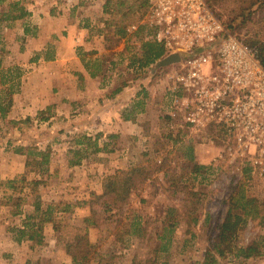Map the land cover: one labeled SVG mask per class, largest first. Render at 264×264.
I'll list each match as a JSON object with an SVG mask.
<instances>
[{
  "label": "crops",
  "instance_id": "obj_1",
  "mask_svg": "<svg viewBox=\"0 0 264 264\" xmlns=\"http://www.w3.org/2000/svg\"><path fill=\"white\" fill-rule=\"evenodd\" d=\"M73 3L68 11L64 7L63 15L55 17L42 14L38 3L30 2L29 17L0 23V96L12 85L15 90L10 112L5 118L0 115V264H74L69 233L58 238L53 225L56 218L70 221L74 234L87 230L90 244L99 252L109 247L127 257L125 252L140 238L130 233L127 244L122 245L123 240H118L107 225L94 222L93 210L103 212L95 196L103 195L106 182L117 171H128L150 158H159L162 147H169L171 141L161 111L150 114L149 109L159 103L155 96L150 94L144 112L134 111L139 97L128 93L130 86L111 96L117 82L108 76L109 68L96 76L86 69L78 50L96 51L93 60L104 55L103 34L90 38L93 23L103 14L104 1L87 0L83 7L81 2ZM42 114L46 119L38 122ZM25 121L34 122L37 129L23 128ZM81 134L93 140L98 134L113 135L116 142L100 137L99 147L107 144L115 149L93 154V147H77L76 139ZM26 148L50 150L44 173H28L27 155L22 151ZM76 149L88 155L75 157ZM222 149L216 143L207 147L191 145L183 152L181 162L187 168L198 165L204 169L214 164ZM72 161L80 163L72 165ZM151 182L148 179L147 186ZM132 198L141 209L144 202L150 203L152 195L146 192L133 194ZM44 217L52 220L42 225L41 243L36 242L37 236L20 238V232L28 230L29 218L39 224ZM199 217L192 214L189 221L194 229L191 239L205 231L208 218L201 221ZM87 218H92L94 224L88 226ZM185 235L187 232L181 238L174 234L172 246L177 247L178 238L187 239ZM203 260L204 255L195 262Z\"/></svg>",
  "mask_w": 264,
  "mask_h": 264
},
{
  "label": "rangeland",
  "instance_id": "obj_2",
  "mask_svg": "<svg viewBox=\"0 0 264 264\" xmlns=\"http://www.w3.org/2000/svg\"><path fill=\"white\" fill-rule=\"evenodd\" d=\"M86 1L87 0H23V3L27 6L30 2H36L38 6L41 7L43 11L42 14L46 16L51 14L52 16L59 17V14L63 15L64 7L68 11L69 6H73V2H81L79 4L83 7ZM103 1L105 5L106 0ZM131 4L132 3H130V5ZM214 5L216 9L215 12L225 23H230V21L236 19V17L241 14V8L243 6L235 0H216ZM146 10L147 8L144 12L142 11L139 13L137 17L126 20V31L127 26L131 24H140ZM4 11H7V4L0 6V13ZM138 16H141L139 20H137ZM111 22L112 17L104 13L103 6L102 16L97 17L95 23H93L91 27L92 36H90V38L98 36V34H103L104 36V54L108 55L107 60L103 62L104 70H107V68L111 69L108 70V76H110L111 80L117 82V87L127 82L131 87L128 92L130 95L141 90L143 84V88H146L149 94L157 98L154 99L157 100V103L159 100V103L151 107L149 111L151 115H155L156 111L160 114L161 111L167 134L169 135L171 133L172 139L168 142L169 147H165V145L162 147L163 152L160 153L159 158L155 156L141 163L140 167L145 171L146 180L134 194L140 196L142 193L144 194L147 192L148 195H152L149 201L150 203L146 204V202H144L145 205L140 209L134 205V198L131 197L130 203L123 208L121 215H119L117 223L107 220L104 222L101 221L102 224L107 225L106 227L109 231L116 236L123 229H129V224L132 222L134 212H136L141 215L145 221V228H143L145 233L143 237H139L140 242L136 244L134 248L125 252L127 257L123 255L124 252H122V255H118L117 252H112L111 249L109 250V247L105 252H99L94 247L95 251L97 252L98 258H107V260H110L109 258L113 257L110 260L112 264H150L155 259L161 263L167 261L170 264H194L196 259L205 255L210 248L209 236L215 237L218 235V227L227 213L230 197L241 190L245 193L252 192V194L256 196L264 197V176H261L259 171L255 172L254 169L244 164L241 159L230 161V158L226 156L224 152L215 157L213 160L214 164L205 167V171L200 173V175L194 174L190 167L187 168V166L181 162L183 152H187L189 146L198 144L207 147V145L211 144L210 141L214 140L217 145L223 147L224 144L222 141L224 137L215 129H210L200 135L180 131L178 129L175 131L171 130L167 109L169 107L167 89L169 85L168 77L172 74L175 65L166 68L157 67L151 74L139 76L134 68H128L130 62L126 58L130 56V53L126 51L123 56H120V53L123 52L124 49L139 52L145 32L143 30L138 31L135 33L137 34L135 38H132L134 34L130 35L128 33L126 38L116 37L114 27L110 26ZM257 33H261V36H264V23L259 22L258 16L255 17L253 21H247L244 27H237L233 35L238 39L246 40L256 37ZM121 59H124V61L122 62ZM110 62H114L115 66L111 68V65H109ZM117 62L118 64H116ZM116 69H119V72H116ZM42 120L41 117H38V122ZM21 126L27 129H37L34 127V122L32 121H25ZM82 135L86 134L79 135L78 139ZM116 141L117 138L115 137L110 142L114 143ZM162 142L164 143V140ZM112 148L115 149V146L109 149ZM221 155H223V159H220V162L216 163L215 160ZM148 179H152L149 186H147ZM206 213L208 214L207 217H205ZM192 214L194 216H200L199 219L201 221L208 218L205 231L197 232L194 239H191V233H194V229L191 223H189ZM127 216H129L128 219L125 218ZM168 216H173V221L176 223L175 231L172 234L166 231L164 232L162 224ZM68 222L71 226L70 221ZM186 232L187 235L185 236L188 238L180 240L181 236ZM176 233L180 237L178 241H176L177 247L171 244L174 239V234ZM158 234H165L167 239L163 241L161 238L156 239L155 235ZM127 236L128 234L123 236L124 242H122V245L127 244ZM260 236H264V228L257 224L249 223L245 230L240 233L239 241L242 245H245ZM186 240H188V242H186ZM158 244H166L167 252H159ZM223 264L234 263L231 259H227L223 261ZM236 264H264V255L244 262L239 261Z\"/></svg>",
  "mask_w": 264,
  "mask_h": 264
},
{
  "label": "built area",
  "instance_id": "obj_3",
  "mask_svg": "<svg viewBox=\"0 0 264 264\" xmlns=\"http://www.w3.org/2000/svg\"><path fill=\"white\" fill-rule=\"evenodd\" d=\"M141 30L143 41L161 45L165 57L181 58L168 77L171 130L200 135L215 129L230 161L241 159L264 176V66L258 49L230 33L206 0H149L140 24L127 26L130 35Z\"/></svg>",
  "mask_w": 264,
  "mask_h": 264
},
{
  "label": "trees",
  "instance_id": "obj_4",
  "mask_svg": "<svg viewBox=\"0 0 264 264\" xmlns=\"http://www.w3.org/2000/svg\"><path fill=\"white\" fill-rule=\"evenodd\" d=\"M149 0H106L104 5V13L112 17V22L110 26L114 27V33L116 37L126 38L127 31L125 29V22L130 18L137 17L139 13L147 8ZM213 11L215 12L214 3L216 0H206ZM241 3L243 6L241 8V14L236 17V19L230 21V23H224L226 29L233 34L236 28L239 26L244 27L247 21H253L255 17L258 16L259 22L264 23V0H235ZM130 3H132L130 5ZM7 4V11L0 13V23L14 22L16 20L24 19L31 15L23 0H0V6ZM216 13V12H215ZM217 15V13H216ZM218 16V15H217ZM219 17V16H218ZM141 16H138L139 20ZM220 18V17H219ZM221 20V18H220ZM238 22V23H237ZM137 37L134 34L132 38ZM246 46L256 47L259 52V58L264 66V36L261 33H257L256 37L248 39H240ZM129 52L130 56L126 59L129 60L128 68H134L135 72L139 76H147L151 74L154 69L157 68L158 61L165 57V50L163 47L155 42H141L139 52L129 51L124 49L120 53L123 56L125 52ZM97 55L96 51H79L78 56L81 57L86 69L91 70L92 76H96L98 73L103 72V62L108 58V55L104 54L101 58L93 60ZM123 62L124 59H121ZM111 68L115 66L114 62H110ZM108 70H111L110 68ZM129 87L127 82H124L121 86L117 87L111 96H114L123 91L124 88ZM136 92V97L139 100L134 104V111L140 110L144 112L146 106L150 102L151 95L143 88ZM15 90L13 85L4 90L3 96H0V115L5 118L10 112L12 106V96ZM43 120L46 118L42 114L40 116ZM104 135L98 134L96 140L82 135L78 140H76V145L86 144L87 149L93 147V154H98L100 152H112L114 148L109 149L108 145L105 144L102 148L99 147L98 139ZM106 139L112 141L115 137L112 135L104 136ZM172 139V134L168 135ZM191 147V146H189ZM27 155V170L29 172L44 173L46 165L50 161V150L47 149L45 152H40L38 149L26 148L22 150ZM75 157L87 156L83 155L80 149L74 150ZM79 161H72V165H78ZM205 170L203 166L194 165L192 172L194 174L203 173ZM146 180V174L142 167H134L128 171H117L113 176L110 177L108 182L104 186V193L101 196H95L97 200L96 203L100 204L101 210L97 212L93 210V220L96 221H112L117 223L119 215H121L123 208L130 203L132 195L141 187ZM37 182L35 184L38 185ZM39 208V205H37ZM50 205L48 207V212L51 213ZM65 211H69L65 208ZM47 215V212L46 214ZM126 219L129 216L125 217ZM34 218H29L27 221L28 230L20 232V238L28 237L30 239H35L39 237L36 241L41 243V238L43 236V224L46 221H51L50 217H44L42 223L36 224V222L31 221ZM167 219V220H166ZM163 221V227L169 234L174 233L176 228V223L173 221V216H168ZM92 218H87L85 221L87 225L94 224L91 222ZM249 223L257 224L258 226L264 228V197H259L252 192L245 193L243 190L239 191L228 201V210L218 227V235L213 237L209 236V246L210 248L204 255L203 262H195L194 264H223V261L231 259V261L236 264L237 262H244L252 258H259L264 255V236H260L242 245L239 241L240 233L245 230ZM53 225L58 238L62 239L70 236L69 251L73 256L74 264H112L110 260L113 258H98L97 252L94 246H92L88 239V231H82L79 234L73 233V228L69 225L67 219L56 218L53 220ZM124 228V227H123ZM145 221L144 218L134 212L132 222L129 224V229H123L120 231L116 238L122 239L124 242V235L130 234L136 237L144 236ZM122 229V228H121ZM122 235V236H121ZM160 238V235H158ZM167 236L162 235V241L165 240ZM158 244L159 252H167V247L165 245ZM94 261V262H93ZM31 264V263H28ZM150 264H170L169 262H159L154 260Z\"/></svg>",
  "mask_w": 264,
  "mask_h": 264
},
{
  "label": "water",
  "instance_id": "obj_5",
  "mask_svg": "<svg viewBox=\"0 0 264 264\" xmlns=\"http://www.w3.org/2000/svg\"><path fill=\"white\" fill-rule=\"evenodd\" d=\"M180 55L178 53L176 54H171L167 57H165L164 59H161L158 64L157 67L158 68H166L172 65H175L177 63L180 62Z\"/></svg>",
  "mask_w": 264,
  "mask_h": 264
}]
</instances>
